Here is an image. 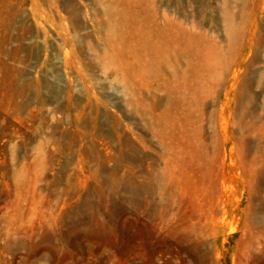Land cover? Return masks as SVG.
Wrapping results in <instances>:
<instances>
[{
	"label": "rangeland",
	"instance_id": "obj_1",
	"mask_svg": "<svg viewBox=\"0 0 264 264\" xmlns=\"http://www.w3.org/2000/svg\"><path fill=\"white\" fill-rule=\"evenodd\" d=\"M0 264H264V0H0Z\"/></svg>",
	"mask_w": 264,
	"mask_h": 264
},
{
	"label": "bare ground",
	"instance_id": "obj_2",
	"mask_svg": "<svg viewBox=\"0 0 264 264\" xmlns=\"http://www.w3.org/2000/svg\"><path fill=\"white\" fill-rule=\"evenodd\" d=\"M224 207V206H223ZM223 209V208H222Z\"/></svg>",
	"mask_w": 264,
	"mask_h": 264
}]
</instances>
